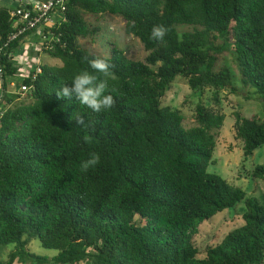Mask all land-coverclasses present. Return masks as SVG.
<instances>
[{
	"label": "trees",
	"instance_id": "1",
	"mask_svg": "<svg viewBox=\"0 0 264 264\" xmlns=\"http://www.w3.org/2000/svg\"><path fill=\"white\" fill-rule=\"evenodd\" d=\"M11 11L0 7V47L14 33ZM105 16L121 19L147 55L132 61L109 44L116 103L97 113L55 90L93 72L88 59L98 54L88 45ZM158 24L168 28L164 43L150 39ZM30 33L6 49L3 90L18 74L8 55ZM43 34V53L60 65L39 64L15 84L31 89L27 103L7 93L0 104V247L14 245L0 264L20 262L34 240L56 252L52 264H264V200L208 171L225 116L200 103L185 128L179 111L162 106L178 77L194 93L211 91L215 104L239 92V79L246 100L264 103V0H67ZM76 112L89 127L70 121ZM233 117L248 159L264 147V118ZM92 152L100 163L81 172ZM251 176L264 181V166ZM240 203L241 225L201 250V224Z\"/></svg>",
	"mask_w": 264,
	"mask_h": 264
},
{
	"label": "rangeland",
	"instance_id": "2",
	"mask_svg": "<svg viewBox=\"0 0 264 264\" xmlns=\"http://www.w3.org/2000/svg\"><path fill=\"white\" fill-rule=\"evenodd\" d=\"M7 4L10 9L15 8L17 5L14 2ZM99 25L102 35L100 34L95 43L88 45L90 50L106 57L109 54V44H114L116 48L124 53L126 58L132 61L144 60L147 53L139 40L127 37L124 34V22L121 19L105 16L100 20ZM44 46V40L41 38L34 40L31 52H29V58L33 59V66L35 67L39 64L48 66L60 65L59 61L43 53ZM226 60L235 69L229 55H227ZM30 68L31 66L28 67V69ZM13 79L20 83L22 78L15 77ZM236 85L239 90L237 94L220 93L218 95V104H215L212 100L213 93L211 91H205L203 94L194 93L190 90L187 81L178 77L166 91L162 99V106L179 111L183 116L185 128L193 126L195 109L200 103L211 108L214 112L223 114L225 121L223 127L216 135V149L213 162L209 166L208 171L219 175L230 186L242 189L248 198L262 201L264 200V181L253 179L251 175L255 166H264V147L256 150L248 159L244 158L241 143L235 138L233 113L239 111L244 117L258 116L264 118V103L259 102V98L253 95L251 100H246L249 95L247 93L248 89L241 85L239 79L236 80ZM18 90L19 88H14L15 92L9 93L8 96L14 97L13 100L16 103H27L29 94L21 97L18 95ZM18 96L19 98L15 99ZM244 211L245 206L240 203L234 209L218 214L212 221L202 223L196 236V242L201 250L205 249L207 245L218 244L228 232L238 228L242 223ZM11 251H14V245L0 247V262H8ZM55 255V251L43 249L39 242L34 240L26 248L25 254L22 256L24 259H21L20 262L15 260L12 264H52L50 260Z\"/></svg>",
	"mask_w": 264,
	"mask_h": 264
},
{
	"label": "clouds",
	"instance_id": "3",
	"mask_svg": "<svg viewBox=\"0 0 264 264\" xmlns=\"http://www.w3.org/2000/svg\"><path fill=\"white\" fill-rule=\"evenodd\" d=\"M167 32L168 28L164 25H154L151 29L150 39L164 43ZM88 64L93 72L85 70L76 74L71 80V84L64 83L55 90L57 98H68L69 100L75 98L80 105L86 106L97 113L111 109L116 103L112 95L115 89L110 88L107 78L115 79V74L111 72L113 65L110 64L108 58L100 55H94L91 59H88ZM94 73L102 74L105 79H98V76ZM71 120L75 121L76 126L89 127L88 121L80 112L74 113L70 117ZM84 139L85 141L90 140L87 136ZM100 159L99 153H90L89 158L82 161L80 165L81 172L86 173L89 169L96 167L100 163Z\"/></svg>",
	"mask_w": 264,
	"mask_h": 264
},
{
	"label": "built area",
	"instance_id": "4",
	"mask_svg": "<svg viewBox=\"0 0 264 264\" xmlns=\"http://www.w3.org/2000/svg\"><path fill=\"white\" fill-rule=\"evenodd\" d=\"M67 0H24L19 6L10 12V20L14 33L9 37L7 43L0 47V81L3 76L2 58L6 55V49L9 44L21 36L29 32H35L39 28H49L54 26L59 19H63L66 11ZM45 46L48 45L47 37L43 34ZM44 46V47H45ZM11 62L14 55H8ZM37 73L40 69L37 68ZM12 86L15 87V84ZM31 89L27 86H21L18 90V95L21 97L27 96ZM6 90H2L0 94V104Z\"/></svg>",
	"mask_w": 264,
	"mask_h": 264
},
{
	"label": "crops",
	"instance_id": "5",
	"mask_svg": "<svg viewBox=\"0 0 264 264\" xmlns=\"http://www.w3.org/2000/svg\"><path fill=\"white\" fill-rule=\"evenodd\" d=\"M11 2H14L17 6H19L22 2H24V0H0V7L1 6H5L7 7L8 4L6 5V3H11ZM5 3V4H4ZM15 7V8H16ZM15 8H12L11 10L15 9ZM43 31H44V28H39L37 31L35 32H31L30 35L26 36L22 41L21 43L19 44V48L17 51H15L13 53L14 55V59L12 61V63L15 65V68L18 69V74L16 76L17 77H20V78H24L25 76H27V72H28V67L31 66V68H33L34 64L32 63V58H29V52H31V46L32 44H34V40L36 39H44L43 37ZM36 67V66H35ZM27 73V74H26ZM20 79V80H22ZM18 83V81H15L14 79H11V81L9 82L8 86H7V92L8 94L10 93H14V88H16V85L15 87L12 86L13 84H16ZM0 85H1V81H0ZM3 88H2V85H1V91H0V94L2 92Z\"/></svg>",
	"mask_w": 264,
	"mask_h": 264
}]
</instances>
